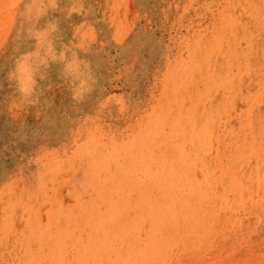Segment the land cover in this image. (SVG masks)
I'll list each match as a JSON object with an SVG mask.
<instances>
[{"label": "rangeland", "instance_id": "obj_1", "mask_svg": "<svg viewBox=\"0 0 264 264\" xmlns=\"http://www.w3.org/2000/svg\"><path fill=\"white\" fill-rule=\"evenodd\" d=\"M0 264H264V0H0Z\"/></svg>", "mask_w": 264, "mask_h": 264}, {"label": "bare ground", "instance_id": "obj_2", "mask_svg": "<svg viewBox=\"0 0 264 264\" xmlns=\"http://www.w3.org/2000/svg\"><path fill=\"white\" fill-rule=\"evenodd\" d=\"M19 11H20V10H19ZM71 65H72V64H71ZM69 66H70V65H69ZM69 66H68V67H69ZM73 67H74V66H73ZM74 68H75V67H74ZM68 69H69V68H68ZM69 71H70V69H69ZM70 72H71V71H70ZM71 73H72V72H71Z\"/></svg>", "mask_w": 264, "mask_h": 264}]
</instances>
